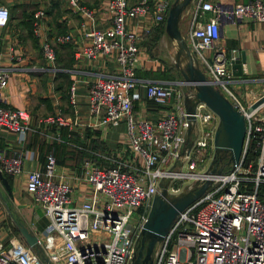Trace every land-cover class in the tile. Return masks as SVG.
<instances>
[{
    "label": "built area",
    "instance_id": "1",
    "mask_svg": "<svg viewBox=\"0 0 264 264\" xmlns=\"http://www.w3.org/2000/svg\"><path fill=\"white\" fill-rule=\"evenodd\" d=\"M108 0L106 12L110 24L104 29L82 28L83 44L75 47L73 57L94 59L112 57L117 73L98 76L86 89V110L95 126L116 127L124 123L127 148H113L80 161V179L84 184L74 204L70 188L52 179L53 153L45 155L42 172L26 174L24 190L47 218L48 223L36 235L37 253L16 237L0 244V264H128L136 238L144 222L151 199L162 180L187 178L197 187L207 182L203 193L180 211L171 227L152 252V264H264V94L239 101L227 88V56L217 45L219 21L264 22V4L250 0L224 7L199 1L189 31L190 55L199 57L205 77L231 103L244 119V138L239 159L219 173L198 170L211 145L217 117L202 102L195 105L194 122L185 116L182 98L191 96L172 85L144 84V97L158 105L166 104L174 94L172 109L150 120L133 113L140 99L135 80L137 38L126 30L125 19L150 16L153 24L163 22L168 0ZM73 13L90 23L92 13L77 0H67ZM41 10L32 15V32L41 37ZM8 21V10L0 5V29ZM54 43L71 41L69 34L56 35ZM42 59L53 63V47L43 38L39 45ZM210 50L209 60L202 52ZM195 59V58H194ZM9 76L0 69V94ZM3 97L0 95V101ZM67 101L76 112L75 84L68 87ZM29 114L23 108L0 105V126L12 131L18 143L28 129ZM191 125L192 133L186 129ZM191 145L188 148V138ZM212 146V145H211ZM247 154L252 155L244 165ZM30 157L22 151L10 157L0 151V173L18 174L22 161ZM185 165L184 170L183 166ZM136 214V215H135Z\"/></svg>",
    "mask_w": 264,
    "mask_h": 264
},
{
    "label": "crops",
    "instance_id": "2",
    "mask_svg": "<svg viewBox=\"0 0 264 264\" xmlns=\"http://www.w3.org/2000/svg\"><path fill=\"white\" fill-rule=\"evenodd\" d=\"M107 1L77 0L78 4L92 13V21L86 24L87 20L80 13L71 11L67 0H0V5L8 10V21L0 29V69L9 72L0 94L3 97L0 105L23 108L29 114L28 129L21 143L17 142L12 131L0 126V151L6 157L24 150L30 153V157L22 161L20 173L2 174L9 189L7 191L0 181L2 245L7 244L9 238L16 237L40 255L35 244L27 245L20 228L39 236L48 223L39 205L24 190L26 174L32 170L42 172L46 154L53 153L55 156L52 179L62 181L70 188V195L76 204L84 187L80 179V161L83 158H94L95 153L109 149L127 148L123 122L116 127L95 126L94 118L86 110L88 84L98 76H113L117 73L112 57L98 56L89 60L72 56L75 47L84 43L80 26L82 22L86 28L104 29L109 26ZM199 1L228 7L250 0H191L178 18V29L188 50L189 31L193 23L209 15L204 13L198 20L194 17ZM261 1L264 4V0ZM173 2L168 0V8ZM37 10L43 12L40 18L41 37L32 32V15ZM164 23L165 19L153 24L150 16L125 19L126 30L137 38L134 76L139 84L140 99L134 102L132 110L136 116L150 120L171 110L175 95L166 104H155L144 97V84L172 85L183 94L189 90L172 83L181 80L178 68L182 67L183 61L178 66L175 62L173 71L168 68L171 58H176L177 47L175 41L166 34ZM60 34H69L71 41L54 43V36ZM43 38L53 47V63H47L41 57L39 45ZM217 45L223 48L227 56L230 50H235L234 59L239 58L240 52L243 53L244 61L239 65L240 74H233L237 69H231L234 65L231 61L228 64L230 76L226 79L227 88L239 101L243 102L251 89L264 91V22L221 19ZM202 54L208 61L210 50H204ZM194 58L198 68L203 71L204 65L199 57ZM154 72L157 77L150 76ZM161 76L169 79H162ZM71 83L75 84L76 112L72 111L67 101Z\"/></svg>",
    "mask_w": 264,
    "mask_h": 264
},
{
    "label": "water",
    "instance_id": "3",
    "mask_svg": "<svg viewBox=\"0 0 264 264\" xmlns=\"http://www.w3.org/2000/svg\"><path fill=\"white\" fill-rule=\"evenodd\" d=\"M191 0H174L168 8L165 17V32L176 43V58L178 61L182 57V67L178 68L181 80L172 83L185 86L191 91V96L184 95L182 98L185 118L194 122V108L198 102H202L217 117V123L213 131L211 145L213 157L218 154H227L230 165L237 163L242 149L244 138V119L241 114L231 105V103L219 92L215 85L208 80L203 72L198 68L197 62L190 55L183 37L178 29V18L183 8ZM239 58L232 60L234 65L231 69H237L234 75L240 74V63L244 61L243 53ZM177 66V64H176ZM186 133L191 134L189 124ZM191 141H188V148ZM214 160L211 161L209 171L219 173L221 170L214 168ZM0 181L9 191L6 181L0 173ZM207 182L201 184L196 189H190L180 195L169 196L166 190L167 182L158 184V191L153 195L144 222L141 224L134 251L131 253L128 264H150L151 252L156 242H159L171 227L177 214L186 206L197 199L205 190ZM20 232L29 246L35 244L36 238L25 228H20Z\"/></svg>",
    "mask_w": 264,
    "mask_h": 264
},
{
    "label": "rangeland",
    "instance_id": "4",
    "mask_svg": "<svg viewBox=\"0 0 264 264\" xmlns=\"http://www.w3.org/2000/svg\"><path fill=\"white\" fill-rule=\"evenodd\" d=\"M182 61H184L182 59V57H180L178 61H176L173 57V59L171 58V60L168 62V68L173 71L175 64H177V66H178V64H180ZM254 91L252 89L249 90L247 92V95L245 96L246 99H251V97L253 96L251 99V100H253L254 98L256 99L255 96L261 97V96H263L262 94H264V91L263 90L261 91L260 89L254 90ZM248 96H249V98H248ZM191 133H192V130H191ZM191 139H193V136H190L188 138L189 141H191ZM218 156L220 157L219 159H218ZM212 160H214V163H215L214 164L215 170L219 169L221 171H225L229 168L230 163L228 162V155L227 154L223 155L220 153V154L216 155L215 157H213V149H212V146L210 145L205 152V155L203 157L202 162L199 163V166H198L199 169L198 170H209V168H210L209 166H210ZM184 168H185V165L183 166L182 170H184ZM164 182H167L166 190H167V193L169 196L180 195V194L187 192L190 189L198 188L196 182L189 180L187 178H177V179L160 181L161 184ZM158 189H159V187H158ZM151 260H152V258H151Z\"/></svg>",
    "mask_w": 264,
    "mask_h": 264
},
{
    "label": "trees",
    "instance_id": "5",
    "mask_svg": "<svg viewBox=\"0 0 264 264\" xmlns=\"http://www.w3.org/2000/svg\"><path fill=\"white\" fill-rule=\"evenodd\" d=\"M72 56H73V53H72ZM150 76H152V77H157L158 75H157L156 72H154V73H151ZM161 77H162V76H161ZM162 79H166V80H167V79H169V78H165V76H163ZM252 157H253L252 155L247 154L246 157L244 158V165H245L250 159H252ZM1 174L4 175L5 173H1Z\"/></svg>",
    "mask_w": 264,
    "mask_h": 264
},
{
    "label": "flooded vegetation",
    "instance_id": "6",
    "mask_svg": "<svg viewBox=\"0 0 264 264\" xmlns=\"http://www.w3.org/2000/svg\"><path fill=\"white\" fill-rule=\"evenodd\" d=\"M220 157L218 156V159H219ZM150 264H152V260L150 261Z\"/></svg>",
    "mask_w": 264,
    "mask_h": 264
}]
</instances>
